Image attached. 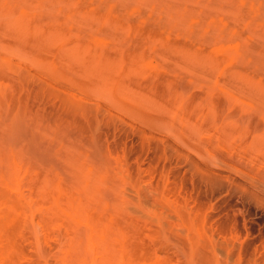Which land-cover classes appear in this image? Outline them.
Here are the masks:
<instances>
[{
    "label": "rangeland",
    "instance_id": "rangeland-1",
    "mask_svg": "<svg viewBox=\"0 0 264 264\" xmlns=\"http://www.w3.org/2000/svg\"><path fill=\"white\" fill-rule=\"evenodd\" d=\"M0 216V264H264V0H0Z\"/></svg>",
    "mask_w": 264,
    "mask_h": 264
},
{
    "label": "bare ground",
    "instance_id": "bare-ground-1",
    "mask_svg": "<svg viewBox=\"0 0 264 264\" xmlns=\"http://www.w3.org/2000/svg\"><path fill=\"white\" fill-rule=\"evenodd\" d=\"M8 206V205H7ZM11 206V205H10ZM13 209V208H12ZM20 209V208H19ZM17 210V209H16ZM24 212V211H23ZM6 213V212H5ZM4 214V213H3ZM7 214H9V213H7ZM20 216V215H19ZM1 217V216H0ZM13 218H15L14 216H12ZM24 217V216H23ZM1 218H3L4 219V215H3V217H1ZM8 219V218H7ZM3 221V220H2ZM7 221V220H6ZM23 221V220H22ZM1 222V221H0ZM7 223V222H6ZM5 223V224H6ZM10 224H13L12 222L10 223ZM2 225H3V223H2ZM8 226H9V224H7ZM8 226H7V228H8ZM11 226V225H10ZM13 226V225H12ZM3 228V227H2ZM10 229H11V227H10ZM5 230V229H4ZM19 230H21V229H19ZM3 231V230H2ZM7 231H9V229L7 230ZM6 232V231H5ZM21 232V231H20ZM20 234H22V233H20ZM7 235H8V233H7ZM21 236V235H20ZM8 237H9V235H8ZM7 237V238H8ZM23 237V236H22ZM10 239V238H9ZM24 240V239H23ZM18 241H20V240H18ZM27 241V240H26ZM19 243V242H18ZM9 244H11V243H9ZM20 245V244H19ZM11 246V245H10ZM17 246V245H16ZM24 247V246H23ZM14 249V248H13ZM26 257V256H25ZM14 258V257H13ZM22 258V257H21ZM15 260V259H14ZM13 260V261H14Z\"/></svg>",
    "mask_w": 264,
    "mask_h": 264
}]
</instances>
